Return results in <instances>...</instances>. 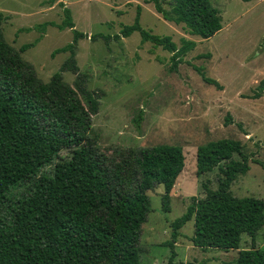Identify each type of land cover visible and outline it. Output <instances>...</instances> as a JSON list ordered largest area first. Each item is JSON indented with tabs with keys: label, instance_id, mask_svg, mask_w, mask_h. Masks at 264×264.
Returning a JSON list of instances; mask_svg holds the SVG:
<instances>
[{
	"label": "trees",
	"instance_id": "1",
	"mask_svg": "<svg viewBox=\"0 0 264 264\" xmlns=\"http://www.w3.org/2000/svg\"><path fill=\"white\" fill-rule=\"evenodd\" d=\"M150 2L165 20L182 25L190 35L207 40L222 29L219 12L209 0H170L169 10L160 0ZM140 14L137 6L133 23L112 38L139 33L142 43L172 54L169 70L177 72L195 43L183 40L177 48L169 36L142 28ZM63 15L61 24L33 28L44 32L55 26L72 32L71 42L51 54L68 57L48 82H42L21 58L40 38L14 49L4 39L5 18L0 13V264H140L141 227L151 211L147 192L162 186V211L170 212V193L184 168L183 150L158 145L119 150L110 157L97 151L89 133L99 102L86 89L76 61L78 41L87 36L74 29L69 9L64 8ZM90 38L107 42L110 36ZM194 69L204 83L222 90L201 68ZM65 72L76 76L73 86L64 81ZM263 86L261 81L259 93ZM259 93L252 98H260ZM142 118L140 110L133 119L137 129ZM229 123L227 115L225 125ZM62 150H70L69 159H58ZM250 159L238 140L219 139L197 147L195 174L203 177L216 169L217 188L212 190L209 180L202 182L204 197H191L186 212L170 224L172 240L167 244L172 249L178 230L193 220L194 247L238 250L236 260L225 264H264V249L255 247L264 225V200L239 199L230 191L237 177L249 171ZM52 164V176L39 174ZM19 183L28 184V194L9 200L10 188ZM242 235L251 239L249 249H240ZM174 257L172 250L168 264H174Z\"/></svg>",
	"mask_w": 264,
	"mask_h": 264
},
{
	"label": "rangeland",
	"instance_id": "2",
	"mask_svg": "<svg viewBox=\"0 0 264 264\" xmlns=\"http://www.w3.org/2000/svg\"><path fill=\"white\" fill-rule=\"evenodd\" d=\"M160 1L165 10L170 9V0ZM209 1L219 12L222 29L205 40L165 20L150 0H0V13L5 18L2 33L11 47L18 50L40 38L21 58L33 66L42 82H48L68 57L67 53L51 54L71 42L72 32L55 26H47L44 32L33 28L43 23L61 24L67 8L74 29L86 34L76 46V61L86 77V89L99 102L89 133L99 153L110 157L128 148H182L184 168L170 193V212L162 211V186L147 192L151 211L141 227L140 264H168L172 250L174 264H225L237 258L238 250L194 247L193 220L178 230L173 249L167 244L172 240L170 224L186 212L190 198L204 197L202 182L209 180V187L217 188L216 169L203 177L195 174L198 146L219 139L240 141L251 158L250 169L233 182L231 194L239 199L264 200V89L259 93L260 82H264V0ZM137 6L141 7L142 28L151 34L169 36L177 48L183 40L195 43L177 72L169 70L172 54L142 43L139 33L112 38L122 26L133 23ZM28 28L31 31H20ZM98 34L110 39L90 38ZM195 67L216 80L222 90L204 83ZM75 77L63 73L70 86ZM257 93L261 97L253 99ZM140 110L143 118L137 129L133 119ZM227 115L231 123L225 125ZM70 156V150H62L58 159ZM53 166L44 167L39 174L52 176ZM28 188L27 183L11 187L9 200L26 196ZM239 247L249 249L251 239L242 235ZM255 247L264 249V225Z\"/></svg>",
	"mask_w": 264,
	"mask_h": 264
},
{
	"label": "crops",
	"instance_id": "3",
	"mask_svg": "<svg viewBox=\"0 0 264 264\" xmlns=\"http://www.w3.org/2000/svg\"><path fill=\"white\" fill-rule=\"evenodd\" d=\"M183 172V171H182ZM179 177V176H178ZM175 186V185H174ZM171 192H174V187H173V189L171 190Z\"/></svg>",
	"mask_w": 264,
	"mask_h": 264
}]
</instances>
